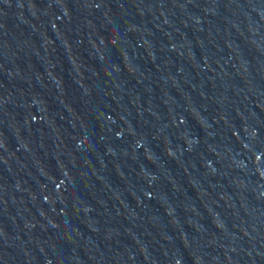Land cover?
Here are the masks:
<instances>
[{
    "label": "water",
    "instance_id": "water-1",
    "mask_svg": "<svg viewBox=\"0 0 264 264\" xmlns=\"http://www.w3.org/2000/svg\"><path fill=\"white\" fill-rule=\"evenodd\" d=\"M0 264H264V0H0Z\"/></svg>",
    "mask_w": 264,
    "mask_h": 264
}]
</instances>
